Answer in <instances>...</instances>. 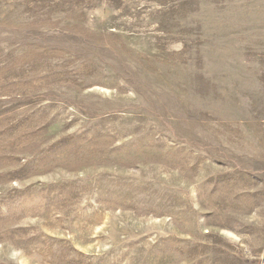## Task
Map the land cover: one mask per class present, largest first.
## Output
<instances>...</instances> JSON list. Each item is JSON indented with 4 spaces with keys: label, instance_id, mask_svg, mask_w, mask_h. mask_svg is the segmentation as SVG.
Instances as JSON below:
<instances>
[{
    "label": "rangeland",
    "instance_id": "rangeland-1",
    "mask_svg": "<svg viewBox=\"0 0 264 264\" xmlns=\"http://www.w3.org/2000/svg\"><path fill=\"white\" fill-rule=\"evenodd\" d=\"M264 0H0V264H261Z\"/></svg>",
    "mask_w": 264,
    "mask_h": 264
},
{
    "label": "water",
    "instance_id": "water-1",
    "mask_svg": "<svg viewBox=\"0 0 264 264\" xmlns=\"http://www.w3.org/2000/svg\"><path fill=\"white\" fill-rule=\"evenodd\" d=\"M263 258H264V256H263ZM261 264H264V259H263V261H262V263Z\"/></svg>",
    "mask_w": 264,
    "mask_h": 264
}]
</instances>
